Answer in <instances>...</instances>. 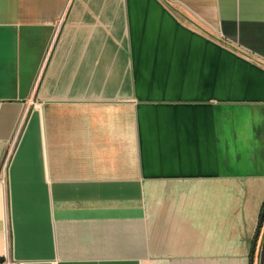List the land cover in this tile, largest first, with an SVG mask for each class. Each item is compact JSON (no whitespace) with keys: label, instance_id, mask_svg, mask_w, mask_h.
I'll return each mask as SVG.
<instances>
[{"label":"crops","instance_id":"obj_1","mask_svg":"<svg viewBox=\"0 0 264 264\" xmlns=\"http://www.w3.org/2000/svg\"><path fill=\"white\" fill-rule=\"evenodd\" d=\"M263 203L264 0H0L1 264H249Z\"/></svg>","mask_w":264,"mask_h":264},{"label":"water","instance_id":"obj_2","mask_svg":"<svg viewBox=\"0 0 264 264\" xmlns=\"http://www.w3.org/2000/svg\"><path fill=\"white\" fill-rule=\"evenodd\" d=\"M263 214H264V203L262 205V208H261V211L259 213V217H258V224L256 226V229H255V232H254V237L252 239V248L250 250V254H249V264H251V261H252V251H253V246L255 244V240H256V237H257V234H258V230H259V226H260V223H261V220H262V217H263ZM2 263V258H0V264Z\"/></svg>","mask_w":264,"mask_h":264},{"label":"built area","instance_id":"obj_3","mask_svg":"<svg viewBox=\"0 0 264 264\" xmlns=\"http://www.w3.org/2000/svg\"><path fill=\"white\" fill-rule=\"evenodd\" d=\"M3 264H5V263H3Z\"/></svg>","mask_w":264,"mask_h":264}]
</instances>
